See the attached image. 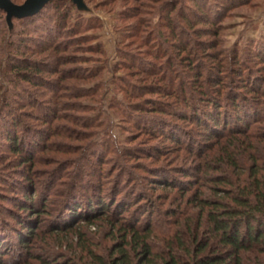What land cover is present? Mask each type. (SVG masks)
<instances>
[{
  "label": "trees",
  "instance_id": "16d2710c",
  "mask_svg": "<svg viewBox=\"0 0 264 264\" xmlns=\"http://www.w3.org/2000/svg\"><path fill=\"white\" fill-rule=\"evenodd\" d=\"M113 1L104 0L102 4L108 5ZM129 1H132V4L136 3L137 6L130 5L123 8V11L118 14V21L120 20V27L123 29V37H129L132 43L140 37L144 42L142 44L147 45L143 52L146 58L138 52L139 55L132 53L134 50L127 49V44L117 45L120 66L116 64V67L117 70L122 69L124 73L113 76V85L116 90L123 93L128 102L124 104V98H118L115 95L111 106L125 116H129L127 112L145 109L146 105L156 112L157 110L166 112L157 117L149 116L147 119L150 129H154L150 131L147 128V133L151 136L156 132L165 140V149L162 150L155 146V152H153L155 155L161 157L169 151L178 152L177 149H182L202 154L204 157H201L193 166L196 173L192 183L185 186L182 183L183 194L178 201L179 206L168 207L163 215L159 214L155 220L149 219L145 223L149 229L147 236L139 235L138 229L141 224L134 220L130 232L123 234L121 243L118 245L119 250L114 252L112 250L108 256L90 250V260L83 264H137L135 263L137 261L133 260V254L138 259L145 256V259L141 261L142 264L146 261L147 264H151L150 261L157 260V257L162 260L163 264H264V78L260 79L257 72L264 71V46L256 48L246 46L243 48L246 55L241 56L242 52L238 49H229L226 52L214 50L216 41L213 38L212 40L209 38L202 41L196 40L197 46L191 44L194 33L212 36L220 33L223 25L219 21L233 0H223L224 3L221 5L217 0H192L194 8L190 9L191 14L185 11L184 6L187 5L185 0L182 2L180 0H147V3L144 0H122V3L125 5ZM247 1L238 2L246 3ZM175 8L178 10L175 12L176 16H173ZM153 10L159 15L156 24L152 22L150 16ZM0 12L3 15L5 13L1 8ZM44 13L47 20L43 19L39 24L31 22L33 19L28 20L31 16L13 17V20L17 22L35 23L28 27L25 33L26 36H39L34 39L38 41L35 43L40 50L33 52L40 53L39 56L42 59L23 55L26 51L20 52L22 41L9 43L3 49L6 51L5 54L0 58V72L9 74L8 79L14 84V90H12L3 82V79L0 80V139L4 141L6 148H3L5 152L0 153V163L5 160L8 152L16 155L11 159L13 163L25 164L33 160L38 154L36 150L39 144L34 150L29 149L30 145L41 142L40 149L45 146L47 143L45 139L49 134H54L53 120L60 117L61 107L81 113L82 117L79 120L77 113L74 114V120L80 122V125L84 127L102 126L104 133L108 131L103 126L104 122L101 121L102 111H97L95 106V103H100L103 99L101 87L104 83L100 82L90 86V81L100 78L101 70L106 66L105 58L93 59L90 54L102 53L101 44L93 42L96 36L93 32H88L101 25L100 19L93 15L87 16L85 12L79 11L72 0H49L36 15ZM137 14L139 16L136 17ZM132 17L137 18L136 23L123 24V20ZM4 22L5 34L8 33L5 15ZM196 24L199 26L195 29ZM54 30L57 32L55 36L57 38L46 41L41 39L43 36L47 37L49 31ZM63 39L66 41L63 42ZM27 47L31 49L30 46ZM9 48H14V51ZM201 51L202 56L199 55ZM90 60L95 61L96 65L85 67L78 64ZM257 63L260 70L259 67L256 68ZM64 65L67 66L61 68ZM145 77L147 83L144 84L135 80ZM68 79H71V82H66ZM22 83L36 86L38 89L47 88L51 93L45 98H38L35 94H28L24 97H29L33 101L28 106L36 112L27 116L30 121L38 125L36 129L29 120L23 119L21 109H18L22 107L19 105L22 98L18 91ZM64 87L68 88L66 94L60 92ZM146 91L156 93L158 96L163 95L165 99L147 96V103H150V106L137 104L131 100L133 97L144 98ZM8 98L11 99L13 108ZM140 123L142 121L138 120L137 128L141 131ZM44 125L47 127L46 132L40 128ZM189 125L204 130L202 133L205 134V142L203 144L198 141L192 142L196 143V148L189 147V138H183V135L179 134V132L187 134L186 130ZM80 133L83 134L82 131ZM98 134L95 135L96 138ZM96 138L89 143L92 149L88 150L90 153L93 151L97 159L101 157L102 150L104 153L116 152L118 156L121 154L136 155L137 149L121 146L118 140L107 142L101 139L96 145ZM239 138H242L241 141L238 140ZM252 139L258 142H253ZM220 141H225V143L220 145L214 156L213 154L211 156L209 153L213 150L214 143L217 144ZM101 146L103 148L99 150ZM0 148L2 149V145ZM88 160L90 159L85 158L83 163L75 162L71 167L72 170L63 172L61 179L63 184L58 190L60 203L57 202V206L54 205L56 209L54 217L58 216L57 213H60L62 209L60 205L64 202L67 209L65 214L68 212L69 216L76 218L75 221L83 219L89 222L97 215H108L111 206L116 209L117 213L119 212L115 217L119 220L123 211H129L126 206L127 200L133 199L131 196L135 193L134 189L138 187L136 184L133 188L127 187L126 181L123 183L119 180L115 188L106 187L97 179L92 180L91 183L88 181L87 184L80 183L86 174L97 177L93 163L90 168L94 171H85L84 168H88L90 164ZM76 164L81 169L77 176L79 182L77 184H80L81 188L78 189L79 193L73 192L72 196L65 197L64 193L70 191L71 185L75 183L73 178ZM114 165L116 167L118 163ZM101 168L102 163L99 164L100 170L98 169L97 173H100ZM121 169L123 171L124 168ZM181 169H183L181 174L186 177L189 174L187 171L189 168ZM24 171L25 178L17 184L19 187L22 186L25 192L22 199L18 198L16 201L28 214L34 211L36 215L41 216L46 209L48 199L45 196L40 197L43 190L38 186L35 176L25 174ZM161 171L156 172L159 174L158 172ZM215 171L216 174H210ZM232 176L235 178L233 179ZM169 177L168 175L159 180L157 176L155 182L160 181L167 187L180 189L181 184H178V177ZM204 180L213 181L210 187L215 190L211 197L204 196L200 190V186L204 185ZM221 184H228L229 187L220 186ZM50 189L53 191L54 187H46V192L51 193ZM123 189H127V199L119 197ZM186 191L189 193L185 196ZM35 194L38 195L37 199L34 198ZM143 195L140 194V198H143ZM107 196L109 198H106ZM184 198L185 203L182 200ZM195 205L198 208V216L197 221L192 222V219L186 216V211ZM81 208L90 209L91 212L79 215L78 209ZM152 211L155 213L158 210L153 208ZM28 214L23 216L14 211L10 216L15 219V223H18L17 237L22 242L27 241L26 237L29 238V235L37 234L40 229L37 224L38 218H34L33 214ZM202 218L206 226L200 229ZM72 220L61 221L62 223L57 224L56 227L68 232L75 231L79 225ZM12 222L5 214H1L0 225L2 227L9 229ZM178 225L183 226L188 233L189 241H186L185 233L181 235L182 230L177 231ZM24 226L27 228L26 232H23ZM150 229L160 230L167 238L170 237L167 240L166 249L169 250L167 255L153 253L154 248L148 242ZM127 235L135 242L133 250H127L125 246ZM0 237L2 240H0V246L7 248L6 240H4L6 235ZM37 258L40 261L50 259L44 256H37ZM54 264L79 263L64 258Z\"/></svg>",
  "mask_w": 264,
  "mask_h": 264
},
{
  "label": "rangeland",
  "instance_id": "374dc122",
  "mask_svg": "<svg viewBox=\"0 0 264 264\" xmlns=\"http://www.w3.org/2000/svg\"><path fill=\"white\" fill-rule=\"evenodd\" d=\"M12 1L19 4L24 0ZM103 1L104 0H85L90 10L86 11L84 14L87 16H97L101 22L100 26H96L88 32L94 33L96 39H94L93 42L101 44L102 53L94 52L90 54L92 55L93 59L105 58L106 66L101 70L100 78L90 81V86H93V84L97 85L100 82L104 83L101 87L103 99L102 101H100V103H95V106L97 111H102V118H100L101 121L104 122L103 126H105L108 131L107 133H104V131H102V126L84 127L80 125V122L74 120V114L77 113L76 116H78L79 120L82 117L80 116L81 113L79 114L74 110L61 107V115H59L60 117L53 120V126L55 127L54 134H49L48 138L46 136L47 139L45 140L47 141V143L45 144V146L40 149L41 142H37L35 145H30L29 149L34 150L37 148V144H39L38 150H36V153L38 154H36V157L33 160L31 159L30 161L25 162V164H19L18 162L13 163L11 159H13L16 155L8 152V154L5 156V160L0 163V217L1 214H5L7 218L11 222H13L9 229H5V227H2V225H0V236L6 235V238L4 240H6L5 242L8 246L7 248L6 246H0V264H47L48 262L54 264V262L62 261L64 258H68L71 262H76L79 264L87 263L90 260V250L92 252H100L104 256L110 255L112 250L113 252L119 250L118 245L121 243V238L127 231L130 232V227L134 220H137L138 223L141 224L140 229H138L139 235L147 236V231H149V229H147L145 223H147L149 219L155 220L156 218H158L159 214L163 215V213H165V209H167L168 207L179 206L178 201L180 200V196L183 194L182 183L183 186L192 183V181L194 180V175L196 173L194 172L195 168L193 166L195 165V163L197 164V161H199L201 157H204V155L202 154H197L190 150L187 152L182 149H177L179 153L176 151H169L166 154H162L161 157L155 155V153H153L155 152V146L162 150L165 149V140L162 137L158 136L156 132H154L151 136L147 133V128H149L148 130L150 131L154 130L150 129V124L148 123L147 119H149V116L157 117L162 113L166 114V112H160L158 110L156 112L154 111V109L147 107L146 105V108L143 110L139 109L137 111H130V113L127 112V114H129L130 116L129 117L127 115L129 117L128 118L127 116L123 115L122 112L117 111L111 106V102L115 95L118 98H124V104L128 102V99L125 98L123 93L119 90H116L115 86L113 85V76L122 75L124 73L122 69L117 70L116 67L117 65L120 66V55L117 51V45L127 44V49L134 50V52L132 53L138 52L142 54L141 56H143L144 58H146V56L145 54H143V52H145V48L147 47V45L142 44L144 42L140 39V37L133 43L130 41L132 39H129V37H123V29L120 27V20L118 21V14L123 11V8L130 5L137 6V4H132V1H129L124 5V3H122V0H114L112 3L107 5L102 4ZM144 1H146L147 3V0ZM180 1L182 2L183 0ZM217 1L220 5L224 3L223 0ZM238 1L240 2L241 0H233V3L229 5V8L225 12V15H223V17L219 21L222 22L221 24L223 25V28L218 35L212 36L194 33L192 36L193 40L191 41V44H193V46H197V44L195 43L196 40L202 41L206 40L205 38H209V40H212L213 38V40L216 41V47L214 50L226 52L229 49H238L239 52H242L240 54L241 56L246 55L245 51L243 52V50H245L243 48H245L246 46H250L251 48L264 46V0H248L246 3H239ZM184 2L189 6L188 7L186 4L184 6L186 8V13L191 14L192 11L190 9L194 8V5L191 3L193 1L185 0ZM177 8H175V10L173 11V16H176L175 12L178 10ZM37 12L34 13L35 15H27L31 16L28 20L33 19V21L31 22H36V24L41 23L43 19L47 20V18H45V13L42 15H36ZM4 15L0 12V58L5 54L6 51L3 49H5L9 43L22 41L23 43L20 47V52L26 51L23 53V55L27 57H37L41 60L42 58H40L39 56L40 53L36 54L33 52L35 50H40V47H37L35 43L38 41L34 39L38 38L39 36H26L25 33V31L28 30V27L32 26L35 23H22V21L17 22L13 20L12 28H9L8 26V33L4 34ZM32 15H34V17H32ZM137 16L139 15L137 14L136 17ZM150 16L152 18V22L156 24L159 20L158 12L153 10V13ZM135 21H137V18L132 17L127 18L122 22L123 24L130 23L132 25L136 23ZM198 26L199 25L196 24L194 26L195 29ZM142 28L144 29L146 27L142 26ZM57 30H59L58 27ZM145 30H147V28ZM49 32L50 33L47 35V37H41L43 41L54 39V37L57 36L56 30ZM62 41L65 42L66 40L63 39ZM27 46H30L31 49H29ZM9 50L14 51V48H9ZM202 54L203 53L201 51L199 55L202 56ZM78 64H81L85 67L96 65L95 61L92 60ZM67 65H64L61 68H64ZM256 66V68H258L259 64L257 63ZM181 67L184 68V66ZM257 72L260 75V79L264 78V71H261V73H259V71ZM8 75L9 74H7L6 72L1 71L0 80L3 79V82H5V84L10 89L14 90V84L8 79ZM135 80L136 82H141L140 84L147 83L146 77L143 79L139 78ZM66 82H71V79H68ZM55 87L56 86H54V88ZM18 91L22 98L19 102V105L22 107H18V109H21V115L23 119L25 118L26 121L29 120L30 124L35 127V129L36 127L38 128V125H36L35 122L30 121L29 116H27L28 114L36 112V110L32 109L31 106H28V104L32 103L33 101L29 99V97H24H26L28 94H35V96H38V98H45L47 96H50L51 93L47 88L38 89L36 86H30L26 83L20 84L18 87ZM67 91L68 88L65 87L64 89L60 90V92L64 94H66ZM144 96L145 97L141 99L133 97L131 98V100L137 104H148L147 96H154V98H159L162 100L165 99L163 95L158 96L156 93H147V91L145 92ZM8 99V102L12 107L13 103H11L10 98ZM149 104L148 106H150ZM127 109L128 108H126V110ZM131 114L134 115L131 116ZM122 118L125 119L123 120ZM138 120L142 121V123H140L142 128L141 131L140 128H137ZM189 127H187L188 130H186L187 134L186 132H179V134L183 135V138H189V147L191 146L193 148H196V143L192 142L198 141L203 144L205 142V134L202 133L204 132V130H200L195 126L191 127V125H189ZM40 128L42 131H47V127L45 125ZM81 131L83 132V134L80 133ZM97 133L99 134L96 138L95 135ZM95 138L96 145L99 144L101 139L107 142L118 140L119 145L121 146H127L134 150L137 149V151L135 152L136 155L127 156L126 154H121V156H118L116 152L104 153V151L102 150L103 146H101L99 149L102 150L100 155L101 157L97 159L96 154L94 156V152L92 151L91 154L88 150L90 148L92 149V147H89V143H91V141H93ZM241 139L239 138L238 140L241 141ZM252 141L255 142L256 140L252 139ZM0 142V146L2 145V149L0 148V153L5 152L3 151V148L6 149L5 145L3 144L4 141L0 139ZM220 142L223 143L220 144ZM220 142L217 144L214 143L213 150L209 153L211 154V156L212 154L214 156V154L220 148V145H223L225 143V141ZM85 158L92 161L90 162V160H88L90 164L88 168H84L85 171L90 170L93 172L94 169H96L97 177H94L91 174H86V177L80 183L85 182L87 184L88 181L91 183L92 180L97 179L101 184H105V186L109 188H115L119 182L124 183V181L127 182V187L133 188L135 184L136 187H138V189H134L135 193H133V195L131 196V198L133 199L127 200L126 206L129 211H123L122 217H119V220L115 219L116 214H119V212L117 213L116 209L111 206L109 207L110 213L108 215H97V217H94L93 220L91 218L89 222L83 219H77L75 221L76 218L72 217V215L69 216L68 212L65 214L67 209L65 208L64 202L60 205L62 208L61 211H59L60 213H57L58 216L54 217L53 214L56 210L54 209V205L57 206V204L60 203V201L58 200V197L60 196L58 190L60 189L59 187H62L63 184L61 180L63 172H65L66 170H72L71 167L75 162L80 161L83 163ZM116 162L118 163V165L114 167V164ZM101 163V171L100 173H97L99 164ZM91 164L95 167L94 169L90 168ZM190 166H192V168ZM183 167L189 168L187 169L189 174L186 177L181 174V170H183L181 168ZM121 168H124L123 171ZM142 169L145 170L141 171ZM23 170H25V174H33L35 176L34 178L37 179L38 186H40V188H42L41 190H43L40 194V197L45 196L46 199H48V202L46 203V209L42 212L41 216L36 215L34 211L32 212L33 217L38 218L37 221L39 223L37 222V224L40 229L38 230L37 234H34L32 236L29 235V238L26 237L27 241L24 242L20 241L17 237L16 230H19V226H16L18 223L14 222L15 219L13 217H10L11 214L14 213V211L21 213L23 216H26L28 214V212H25L21 209V205L16 201L18 198L22 199V196L25 192V190L21 188L22 186L19 187V185L17 184L18 181L22 182L23 178H25V176L23 175ZM80 170L81 169L78 168L76 164V168L74 171L75 177L73 178V182L75 183H73V185H71L70 187V191L72 189L73 190L71 192H66V194L64 193L65 197L72 196L73 192L79 193L78 189L81 188V186L80 184H77L79 183L77 176ZM159 170L163 174L161 172H158L159 174H157L156 171ZM101 173L102 175H99ZM210 174H216V171L210 172ZM168 175L170 176L169 178L176 176L178 177V184H181L179 185L180 189L167 187L166 184L161 183L160 181H156L158 183L155 182V180H160L164 177H167ZM157 176L159 178L155 179ZM232 177L233 179L235 178V176ZM212 182V180H204V185L200 186V190H202V194L204 196L211 197L214 195L213 191L215 189L213 187H210ZM151 184H153V187H151ZM48 186L54 187L53 191L52 189H50L51 193H48V191L46 192V187ZM220 186H225L227 188L229 187L228 184H221ZM126 190L127 189H123L121 191V194L119 195L120 198L127 199ZM189 191H191V189ZM189 191H186L187 193H185V196L189 193ZM140 194H144L143 198H140ZM34 198L37 199L38 195L35 194ZM106 198L109 197L107 196ZM182 200L185 203L186 199L184 198ZM149 203L150 205H148ZM153 208H157L158 211L154 213L152 211ZM86 209H78V214H87L91 212L90 209ZM186 216H189L190 219H192V222L197 221V206L195 205L192 209L186 211ZM70 219H73L75 221L74 223L77 222L76 224L79 225V227L75 228V231L68 232L56 227L57 224L62 223L63 221H68ZM203 226L206 225L202 218L200 229H202ZM174 227H176V225H174ZM178 230H182L181 235H184L185 233V239L186 241H189L190 236H188V233L185 231L183 226L178 225L177 231ZM26 231L27 228L24 226L23 232ZM148 233H150V239L148 242L151 243L154 248L153 253L157 255L164 253L165 255H167V253L169 252V250L166 249V247H168L167 240H169L170 237L167 238L163 233H161L160 230L157 229H150V232ZM125 240L127 242L125 244L127 250H133L132 248L135 246L133 238L127 235ZM21 243H24V245H21ZM37 256H44L46 258L50 257V259H48L47 261H40ZM144 259V255L143 257H140L138 259L137 256L133 254V260L137 261L135 262L137 264H142L141 261ZM150 262L151 264H163L162 260H160L158 257L157 260L152 259ZM145 264H147V261Z\"/></svg>",
  "mask_w": 264,
  "mask_h": 264
},
{
  "label": "water",
  "instance_id": "95a60500",
  "mask_svg": "<svg viewBox=\"0 0 264 264\" xmlns=\"http://www.w3.org/2000/svg\"><path fill=\"white\" fill-rule=\"evenodd\" d=\"M49 0H24L22 3H14L12 0H0V8L5 11V19L9 28H12L13 17H23L39 11ZM81 12L89 11L90 8L85 0H72Z\"/></svg>",
  "mask_w": 264,
  "mask_h": 264
}]
</instances>
